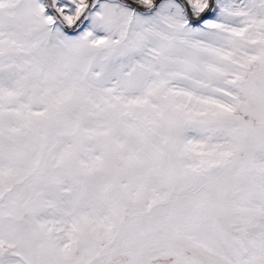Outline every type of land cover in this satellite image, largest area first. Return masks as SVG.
<instances>
[{"label": "snow or ice", "instance_id": "6c2138e0", "mask_svg": "<svg viewBox=\"0 0 264 264\" xmlns=\"http://www.w3.org/2000/svg\"><path fill=\"white\" fill-rule=\"evenodd\" d=\"M0 264H264V0H0Z\"/></svg>", "mask_w": 264, "mask_h": 264}]
</instances>
